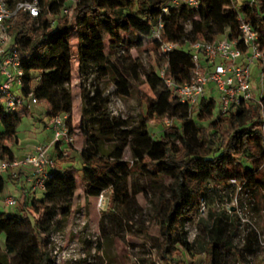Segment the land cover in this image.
<instances>
[{
	"label": "trees",
	"instance_id": "16d2710c",
	"mask_svg": "<svg viewBox=\"0 0 264 264\" xmlns=\"http://www.w3.org/2000/svg\"><path fill=\"white\" fill-rule=\"evenodd\" d=\"M167 1L76 0L68 14L62 12L70 6L67 0H40L41 12L37 17L19 13L9 32L14 36L22 60L25 101L17 110L8 112L0 99V160L15 157L12 143L16 142L19 122L29 112L31 98L42 107L47 119L65 115L71 134L75 56L82 80L88 76L94 80L95 76L111 75L116 92L126 97L131 89L135 90L141 70L138 60L130 55L119 64L111 61L110 54H115L119 47L127 51L132 47H147L159 52L161 42L176 43V48L159 55L162 63L167 62V74L181 83L191 77L190 45L223 36L237 38L238 14L250 22L264 46V0H240L239 8L231 6L232 0H199L197 9L182 4L164 15L162 7ZM50 16L55 18L53 26ZM159 20H163L160 39L151 35ZM105 37L110 50L104 56V64L89 65L94 55L103 56ZM157 68L145 74L155 97H142L145 110L137 117L136 126L123 131L106 153L91 140V130L98 127L115 131L122 123L109 115V98L101 89L94 87V82L89 83L92 90L83 84L81 128L85 140L78 153L79 160L67 151L72 143L62 142L64 147L55 144L50 151L55 167L49 171L39 197L31 203L29 197L36 195L29 194L22 186L17 198L19 210L0 211V234L4 235L0 264H57L51 237L63 228L71 212L77 181L70 170L75 164L86 186L85 196H99L109 191L111 204L122 216H130L139 225L132 234L141 236L146 221H158L157 236L153 239L163 264H186L185 257L193 258L199 250L205 253L209 264H235L246 256L255 258L264 249L259 246L255 230L247 227L245 244L237 248L235 241L241 231L239 217L217 206L234 193H264L261 104L250 101L224 116L215 112L216 100L212 97L192 107L172 97ZM261 101L264 102V97ZM164 117H168L169 124L163 123ZM151 126L162 128L154 130ZM127 147L131 152L130 162L124 158ZM144 161L153 164L148 170L146 185L135 179L130 182L132 166L137 167ZM20 175L18 171L16 176L10 171L8 174L16 181ZM4 182L0 177V189ZM237 187H240L238 192ZM138 193L148 196L147 209L137 205ZM237 199L243 207V197L237 196ZM201 200L206 203L207 211L196 223L195 238L189 240V227ZM22 228L24 233L17 234ZM200 239L202 246L197 248ZM140 261L146 262L148 258Z\"/></svg>",
	"mask_w": 264,
	"mask_h": 264
},
{
	"label": "rangeland",
	"instance_id": "374dc122",
	"mask_svg": "<svg viewBox=\"0 0 264 264\" xmlns=\"http://www.w3.org/2000/svg\"><path fill=\"white\" fill-rule=\"evenodd\" d=\"M76 0H67L68 14H70L72 7ZM240 7V0H232L231 6ZM147 47H132L128 51L123 47L117 48L115 54H110L111 61L116 64L125 60L127 55L132 59H137L140 64V77L139 81L134 84L135 90L131 89L130 94L122 97L116 92L115 84L111 75L88 76L82 80L77 72L78 59L77 56L72 61V80L71 90L73 93V112H72V144L68 148V153L74 155L78 159V153L84 146L85 135L81 128V89L85 83L88 88L89 83H93L94 87H99L103 95L109 98L107 107L109 115L118 118L122 125L115 131H108L105 129L94 128L90 132V138L93 140L102 153H106L111 148V143L116 140L123 131L132 130L137 122L136 119L143 113L145 106L143 104V96L155 97V93L151 91L145 81V74L151 68H157L162 64L158 50L148 49ZM110 47L108 39L105 37L103 56L94 55L89 61V65H96V63L104 64V56L109 53ZM253 75L255 76L256 68L253 67ZM253 83L256 86L259 81L255 77ZM93 88H91L92 90ZM215 100L217 96L215 95ZM32 113V115L29 114ZM29 112L23 116L17 126L16 142L12 143L14 153L19 156L32 150L35 145H47L52 138L51 119L44 116L42 107L38 104H32L29 107ZM217 112V105L215 107ZM163 123L169 124L168 117L162 119ZM150 125H153L152 123ZM154 130L161 129L162 127L151 126ZM64 147V144L61 145ZM124 158L127 161H132L131 152L127 147L124 152ZM79 160V159H78ZM153 164L144 161L138 164L137 167L133 165V172L129 177V181L137 180L141 185H146L149 176L148 170L151 169ZM77 181V188L71 201V212L66 218L63 228L52 234L51 240L53 241L52 253L55 255L57 264H163L159 258V251L156 246L154 237L157 236L158 221H146L142 226L143 234L136 236L132 234V230L138 229L139 225L130 216H122L119 209L111 204V194L109 191L102 192L99 196H85V183L82 180L81 172L78 169V164L70 170ZM2 176L5 184L0 189V203L9 194L19 197L16 191L18 181L8 176L9 171L3 170ZM168 183L169 178H165ZM19 187V186H18ZM236 192L237 189L235 190ZM147 195L150 196L149 190ZM148 196L143 193H138L135 196L136 203L143 209L148 208ZM243 197V213L249 218L260 231L264 232V193L257 192L254 194H239ZM39 195L29 197V201L35 200ZM11 209L18 211L16 205L13 208L4 207L0 205V210ZM205 214H200L194 217V222L190 225L189 229H194L196 223ZM131 225V226H130ZM17 234H23L24 228L18 229ZM0 245H4V235L0 234ZM202 246L200 239L197 248ZM200 250L197 252V254ZM140 258H148V261L141 262ZM255 264H264V249L259 250L254 258Z\"/></svg>",
	"mask_w": 264,
	"mask_h": 264
},
{
	"label": "built area",
	"instance_id": "2783aa9c",
	"mask_svg": "<svg viewBox=\"0 0 264 264\" xmlns=\"http://www.w3.org/2000/svg\"><path fill=\"white\" fill-rule=\"evenodd\" d=\"M185 4L188 7L199 8V0H168L162 7V12L167 15L173 8ZM21 12H27L37 17L41 12L40 0H0V99L3 100L6 111L13 112L23 105L22 95L23 75L22 60L15 46L14 36L9 32V27ZM68 13V9L62 10ZM50 25L55 24V18L50 16ZM239 34L237 38L229 39L226 36L208 41L200 40L190 45L193 67L188 81L176 83L167 74V62L157 68L158 75L170 89L172 97L176 100L197 107L203 100L210 97L216 98L217 114L227 115L232 109L242 107L250 101L261 104L264 113V46H261L258 32L252 27L242 14L237 15ZM163 20H159L152 29L151 35L160 39ZM173 42H161L159 52L165 53L176 48ZM253 67L256 68L255 76ZM257 77L259 83L255 86L253 79ZM31 105L36 103L34 98ZM65 115H57L51 119L52 138L47 145H35L32 150L21 157L12 160H0V172L8 170L13 176L17 168L27 167L29 170L23 176L26 190L34 195L42 192L49 177V171L55 167L54 157L50 151L55 144L72 143L65 122ZM232 184L235 182L232 181ZM240 187H237V191ZM5 207L13 208L17 205V198L12 195L2 199ZM227 213H236L239 217L240 233L236 237L237 248L245 244L246 229H253L257 233L260 248H264V232L247 218L239 205L237 194L217 204ZM207 205L200 201L197 206L196 216L204 214ZM247 227V228H245ZM197 234L196 228L189 229V240ZM186 264H209L205 261V253L200 252L193 258L185 257ZM235 264H255L254 258L246 256L238 259Z\"/></svg>",
	"mask_w": 264,
	"mask_h": 264
},
{
	"label": "crops",
	"instance_id": "0c3cea01",
	"mask_svg": "<svg viewBox=\"0 0 264 264\" xmlns=\"http://www.w3.org/2000/svg\"><path fill=\"white\" fill-rule=\"evenodd\" d=\"M9 146H10V143H7ZM24 154H20L19 156H17L16 154H15V157H21V156H23ZM21 175H20V179H18L17 181H18V185L15 187L16 188V191L20 194L21 193V190H22V186H25V182L24 181H22V178H23V176L25 175V173H27L28 172V168L27 167H20V168H17L16 169ZM0 177H3L2 176V173L0 172ZM4 184H5V182H4ZM19 186V187H18ZM3 193H4V196H8L7 194H5V190H3ZM40 192H38V193H36L37 195L39 194ZM36 194H34V195H36ZM0 205H3L2 203H0ZM5 207V206H4ZM0 211H12L11 209H3V210H0Z\"/></svg>",
	"mask_w": 264,
	"mask_h": 264
}]
</instances>
